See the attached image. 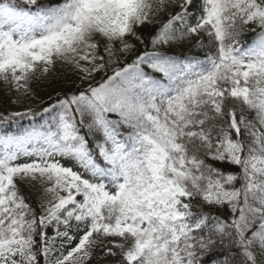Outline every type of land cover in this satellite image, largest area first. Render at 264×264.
<instances>
[{
    "label": "snow or ice",
    "instance_id": "1",
    "mask_svg": "<svg viewBox=\"0 0 264 264\" xmlns=\"http://www.w3.org/2000/svg\"><path fill=\"white\" fill-rule=\"evenodd\" d=\"M58 70L0 113V264H264V0H0V82Z\"/></svg>",
    "mask_w": 264,
    "mask_h": 264
},
{
    "label": "rangeland",
    "instance_id": "2",
    "mask_svg": "<svg viewBox=\"0 0 264 264\" xmlns=\"http://www.w3.org/2000/svg\"><path fill=\"white\" fill-rule=\"evenodd\" d=\"M56 80L55 75L52 74V76L46 80L34 82L31 86V98L21 97L17 99L18 94L10 88L5 92L0 91V113L19 111L29 106L34 107L37 103L44 101L57 90ZM112 260L113 258L105 257L103 253L97 249L91 264H109Z\"/></svg>",
    "mask_w": 264,
    "mask_h": 264
},
{
    "label": "trees",
    "instance_id": "3",
    "mask_svg": "<svg viewBox=\"0 0 264 264\" xmlns=\"http://www.w3.org/2000/svg\"><path fill=\"white\" fill-rule=\"evenodd\" d=\"M177 51L183 52L185 54H191V55H197L200 56L202 55L201 52H199L195 47H194V42L191 45H185L183 48L181 49H177ZM53 75H55L56 77V84H57V90L51 94L49 97H55L57 93L61 92L63 89L67 88L70 84V81L72 79H75V77L72 75V73L70 71H66L65 73H62L61 71H57L56 73H53ZM79 81L77 80V83ZM9 87L5 84H3L2 82H0V91H8ZM49 97L47 99H45L42 102L37 103L35 106L40 105V104H47L50 102ZM3 113H8V112H3ZM0 127H7V126H0ZM15 129V125L11 126L10 128H8L9 131H14ZM24 193L27 196H30L31 200L33 201V203H35L37 200L40 199L41 193L39 192V190L37 188H32V189H24Z\"/></svg>",
    "mask_w": 264,
    "mask_h": 264
}]
</instances>
